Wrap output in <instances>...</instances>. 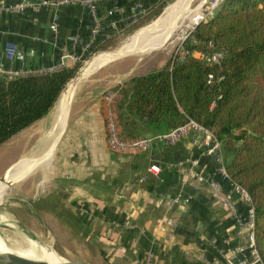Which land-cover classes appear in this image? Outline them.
<instances>
[{"label": "crops", "instance_id": "0c3cea01", "mask_svg": "<svg viewBox=\"0 0 264 264\" xmlns=\"http://www.w3.org/2000/svg\"><path fill=\"white\" fill-rule=\"evenodd\" d=\"M163 1L100 0L97 12L102 30L94 42L91 32L96 20L85 5H37L24 11L0 13V62L7 68L35 73L58 65L68 52L64 66H74L101 48L99 44L124 35L154 13ZM54 22L56 30L51 27ZM72 36L80 40L75 42ZM7 40L16 41L19 47L13 60L5 55ZM168 60L157 63L153 55L129 53L95 69V75L71 104L53 165L44 168L43 179L37 183V187H48L46 193L37 196L33 192L26 199L33 209L39 204L41 211L48 210L52 218L60 221L67 220L65 210H72L75 219L89 222L93 230L101 231L109 264H203L204 252L225 264L223 249L237 248L246 242V230L238 225L236 217L247 214L246 202L233 194L234 209L225 208L207 186L194 188L184 173L193 159L199 160L196 167L205 173L218 168L213 155L194 145L193 134L172 146L154 139L140 153H117L107 146L103 95L115 90V106L133 77L157 70ZM55 106L47 113L51 112V122ZM143 135L154 134L148 131ZM24 153L19 152L2 174L14 169L26 156ZM152 163L160 165L159 173L149 171ZM217 176L224 190L231 191V181L219 173ZM58 182L63 195L60 203L56 202L58 192L54 190ZM179 192L190 195L191 200L170 207V198ZM167 215L174 219L172 226L165 221Z\"/></svg>", "mask_w": 264, "mask_h": 264}, {"label": "trees", "instance_id": "16d2710c", "mask_svg": "<svg viewBox=\"0 0 264 264\" xmlns=\"http://www.w3.org/2000/svg\"><path fill=\"white\" fill-rule=\"evenodd\" d=\"M185 46L189 51L182 58L172 57L126 84L115 104L122 133H163L189 118L214 129L231 178L252 197L264 260V0H223ZM195 51L223 56L210 63ZM77 68L0 74V144L46 115Z\"/></svg>", "mask_w": 264, "mask_h": 264}, {"label": "rangeland", "instance_id": "374dc122", "mask_svg": "<svg viewBox=\"0 0 264 264\" xmlns=\"http://www.w3.org/2000/svg\"><path fill=\"white\" fill-rule=\"evenodd\" d=\"M176 1L177 0H164V4H160L154 13L138 21L124 35L113 38L111 41H108L103 48L91 52L83 60L78 61L77 64L74 65L78 66L77 71L97 54L99 55V53L102 54L104 51L115 49L124 42L127 44L130 43V38L140 28L154 22L165 12L169 5ZM208 1L210 0H192L188 4L187 7L190 9V13H187L182 17V28L175 33L172 39H169L150 50L146 49L144 52L133 54L144 57L153 55L157 63L162 60L171 59L177 48L180 46L181 41H183L187 35V31L189 30L188 23L193 17L194 10L201 7L203 9ZM110 61L107 60L100 63L80 81L72 103L82 87H84V85L90 81L91 77L95 75L97 72L95 69L102 65L104 66L106 62L110 63ZM76 73L74 74V77ZM50 126L51 112L43 119L23 129L16 136L10 137L2 142L0 144V174H2L5 167L15 158L16 155L19 154V152H25L23 156L37 152L41 139ZM56 151L57 149L53 152L54 158H52L50 163L46 161L41 166L35 168L34 171L32 170L26 177L9 186L5 194L6 198L4 197L0 204V234L5 237L8 246L12 247L13 250L28 249L31 245H36L35 247L40 249V252L44 254V257H48V253L52 249L57 256H61L66 260H88L97 264H109L107 262L108 260L104 248L103 234L98 229L93 230L91 225H89V222L84 223L75 219V214L72 210H65L64 214L67 220L60 221V219L52 218V216L49 215L48 210L41 211L39 209V204L35 205V208L33 209V204L26 202V199L32 195L33 192H35L37 196L46 193L45 189L48 187L40 186L41 184L37 187V183L41 182L43 179L44 168L47 169L51 163L53 165L56 158ZM6 172L3 173L4 175L2 174L3 176L1 175L0 182L3 178L8 177ZM59 186L58 182V185L54 188V190L58 192V198L56 199V202L58 201L57 203L61 202L63 196ZM53 204L54 206L56 205L54 202ZM17 221L19 223H17ZM19 224H21L26 230L22 229ZM0 264L10 263L0 260Z\"/></svg>", "mask_w": 264, "mask_h": 264}, {"label": "built area", "instance_id": "2783aa9c", "mask_svg": "<svg viewBox=\"0 0 264 264\" xmlns=\"http://www.w3.org/2000/svg\"><path fill=\"white\" fill-rule=\"evenodd\" d=\"M100 0H0V13L6 12H19L24 11L29 6L37 5H50L58 7V5H85L88 6L96 20V24L92 28L91 42L95 41L98 33L102 30L100 19L97 12V4ZM223 0H210L206 6L202 9L198 8L194 11L192 19L189 20L187 36L197 27V25L212 15L217 7ZM139 8V3L136 5ZM136 17V16H135ZM53 29H57V24L54 22L51 24ZM185 39L181 41L180 46L175 51L174 58H182L189 50L185 46ZM72 40L77 42L80 40L78 36H72ZM90 42V43H91ZM89 46V45H88ZM18 44L14 40H7L4 46L5 55L9 60L15 59L18 54ZM195 54L199 57L207 59L210 63L220 62L223 56L222 51H216L212 54L204 53L201 51H195ZM70 56V53L65 52L58 65L50 67L45 71H53L60 69L65 65V59ZM34 73L29 69L16 70L5 67L0 62V74H4L8 77H14L22 74ZM212 78L213 75L211 74ZM116 96L115 90H108L103 98L106 101V142L108 148L117 153H140L146 151L154 139H162L165 144L172 146L176 144L182 138H185L193 134L194 145L200 147L205 153L213 155L218 164L217 172L223 179L229 180L232 183V190L227 192L224 190L220 179L217 176L216 171L205 173L199 170L196 166L199 160L193 159L192 163L184 169V173L188 181L192 182L194 188H202L207 186L211 191L213 197L219 201L220 205L234 209L232 195H239L248 205L247 214L245 216L237 214V222L241 228L246 230V242L244 245H240L237 248L228 247L223 249L221 256L225 264H264V260L259 252L256 243L255 233V209L252 202V197L249 191L240 183L234 181L227 169L222 141L216 134V131L206 125L200 123L194 118H189L186 122L179 124L171 130L154 135H142L137 137H126L122 133V126L119 121V117L114 106V100ZM149 171L153 173H159L161 171L160 165L152 163L149 166ZM144 177H142V180ZM191 200L190 195H185L182 192L177 193L169 200V206L187 204ZM166 223L169 226L174 224V219L171 215H167ZM203 264H219L214 258H211L205 252L202 253Z\"/></svg>", "mask_w": 264, "mask_h": 264}, {"label": "bare ground", "instance_id": "6f19581e", "mask_svg": "<svg viewBox=\"0 0 264 264\" xmlns=\"http://www.w3.org/2000/svg\"><path fill=\"white\" fill-rule=\"evenodd\" d=\"M191 1L192 0H177L172 3L154 22L140 28L130 38V43L127 44L124 42L115 49L104 51L102 54L99 53V55L97 54L80 69V75H75V77L67 84L61 97L57 101L51 126L43 135L38 151L32 153L31 155H26L11 172L9 171L10 173L8 172L9 174L7 173L8 177L1 180L0 204L11 184L23 179L32 170L34 171L35 168L41 166L46 161L48 163L51 162L57 141L67 123L71 102L80 81L104 61H110L119 55L122 56L129 53L144 52L146 49L150 50L153 47L159 46V44L172 39L175 33L182 28V17L185 14L190 13V9L187 6ZM35 246L31 245L28 249L13 250L12 247L8 246V242L5 237L0 234V251L2 252L14 251L25 256L37 258L50 264H61L67 261L61 256H57L52 249L48 253V257H44V254L40 252V249H37Z\"/></svg>", "mask_w": 264, "mask_h": 264}, {"label": "water", "instance_id": "95a60500", "mask_svg": "<svg viewBox=\"0 0 264 264\" xmlns=\"http://www.w3.org/2000/svg\"><path fill=\"white\" fill-rule=\"evenodd\" d=\"M119 56H121V55H119ZM119 56H117V57H119ZM117 57H115V58H117ZM80 69L76 73L77 76L80 75ZM71 104H72V102H71ZM69 112H70V110H69ZM66 126H67V123H66L62 133L60 134V137L57 141V144L60 141V139H61V137H62V135L66 129ZM57 144L55 147H57ZM17 223H19V222L17 221ZM19 225H20V227H22V229L26 230L23 226H21V224H19ZM0 260L4 261L6 263H10V264H50V263H46L44 261H41L37 258L25 256V255H22L20 253L14 252V251H6V252L0 251ZM61 264H97V263H94V262H91L88 260H67Z\"/></svg>", "mask_w": 264, "mask_h": 264}]
</instances>
